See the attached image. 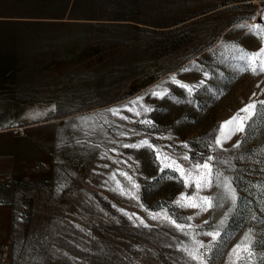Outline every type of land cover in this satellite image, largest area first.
<instances>
[{
  "label": "rangeland",
  "instance_id": "rangeland-1",
  "mask_svg": "<svg viewBox=\"0 0 264 264\" xmlns=\"http://www.w3.org/2000/svg\"><path fill=\"white\" fill-rule=\"evenodd\" d=\"M262 16L264 0H0V264H195L166 216L205 243L200 233L220 231L215 264L248 229L264 241V122L215 152L210 139L264 101V72L239 71L226 47L257 51L239 25ZM138 97L151 111L127 110ZM144 140L185 168L202 155L231 161L216 167L237 178V207L177 205L195 188L147 146L124 147Z\"/></svg>",
  "mask_w": 264,
  "mask_h": 264
},
{
  "label": "snow or ice",
  "instance_id": "snow-or-ice-1",
  "mask_svg": "<svg viewBox=\"0 0 264 264\" xmlns=\"http://www.w3.org/2000/svg\"><path fill=\"white\" fill-rule=\"evenodd\" d=\"M251 19L254 20L255 17ZM261 19L264 20V16H262ZM239 27L247 29L248 34L257 37L261 41V46L257 51L253 52L239 48L236 44L227 45L226 47L232 49L234 52V55L230 58L239 61V71H251L253 75L264 72V23L245 22L244 24L239 25ZM187 70L188 69H184V71ZM171 81L179 84L180 87L191 93L192 88L176 81L175 77H172ZM148 95L162 98L167 95V90H152ZM142 99V97H138L136 100L130 101L132 107H128L127 110L133 111L135 106L139 104L144 108L145 112L151 111V109L140 103ZM108 111L111 112L112 115H118L119 113L118 109H109ZM139 114V112L136 113V115ZM257 119L264 122V101H250L228 120L218 125L219 135H216L215 132L210 134L213 151L215 152L216 148H222L223 143L230 140L235 133H245L247 129L251 128L252 124L255 123ZM145 122L151 123L150 121ZM241 143L242 142L238 140L236 144L233 145V148H240ZM143 146H147L156 153V159L161 166V171L164 169H170L174 172H178L185 187L195 188L194 194L189 195L182 193L175 201L177 205L198 209V214L199 212H205L209 209L223 207L227 202L231 203L229 212L237 207L238 200L240 199L237 187L235 186L237 178L225 175L224 171L216 167L217 164H226L229 168L234 170L231 161L223 160L219 155H202L199 160L192 163L191 167L185 168L178 163L176 159L166 154H162L159 150L155 149L147 140L136 145H124V147L137 148ZM242 158V155L236 157L237 160ZM182 159L189 161L193 158L184 155ZM120 175L124 176L125 179L131 182V177H129L127 173L122 172ZM132 187L138 188V185L132 183ZM213 187L217 189L214 196L201 195L204 190ZM117 188H120L119 182H117ZM261 188H264V185H261ZM120 191L121 194H125L122 188H120ZM153 218L155 219L156 217L154 216ZM166 218L169 219L170 223H172L177 230L181 231L191 240V244L179 242L178 247V250L183 252L187 257V261L195 262V264H209V261H212V264H215L216 258L221 251V245L223 244V238L221 237L220 231L213 230L200 233V235H205L211 238L208 243H205L196 238L197 234H194L191 231V225L178 223L171 217L166 216ZM225 218H227V213H225ZM252 218L257 219L255 215ZM188 219H192V217H189ZM260 222L264 223V220H261ZM205 223L208 222L205 221ZM220 224L223 225L224 220H221ZM185 229L189 230L185 231ZM227 264H264V241L258 240L253 230L248 229L243 233L240 240L232 247L228 254Z\"/></svg>",
  "mask_w": 264,
  "mask_h": 264
},
{
  "label": "crops",
  "instance_id": "crops-1",
  "mask_svg": "<svg viewBox=\"0 0 264 264\" xmlns=\"http://www.w3.org/2000/svg\"><path fill=\"white\" fill-rule=\"evenodd\" d=\"M5 178H6V176H5ZM8 207L9 206H7L2 200H0V216L9 211Z\"/></svg>",
  "mask_w": 264,
  "mask_h": 264
}]
</instances>
